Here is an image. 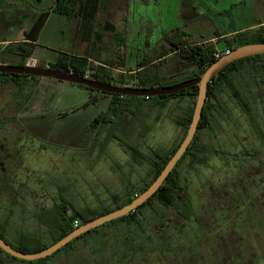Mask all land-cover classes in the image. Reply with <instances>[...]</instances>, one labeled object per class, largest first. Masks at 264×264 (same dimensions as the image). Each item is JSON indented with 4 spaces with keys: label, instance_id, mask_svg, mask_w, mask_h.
Listing matches in <instances>:
<instances>
[{
    "label": "rangeland",
    "instance_id": "374dc122",
    "mask_svg": "<svg viewBox=\"0 0 264 264\" xmlns=\"http://www.w3.org/2000/svg\"><path fill=\"white\" fill-rule=\"evenodd\" d=\"M111 12L113 29L99 26L98 31L108 36L99 39L100 51L93 47L88 52L95 66L106 54L116 59L112 75L117 80L121 73L133 75L137 64L148 57L156 61L167 48V37L181 30L188 34L187 42L213 43L220 52L227 49L222 35L230 39L236 30L254 32L264 25V0H129L126 9ZM75 28V21L51 15L35 43L34 57L43 64L53 62L59 52L85 54L88 42L76 35ZM17 33L18 29L3 37L12 41L8 47L17 44ZM5 45L0 43V50ZM114 47L118 49L113 53ZM1 53V61L18 62ZM179 59L173 53L162 56L161 71L181 72L179 78L188 74L184 69L189 72L193 67L185 68ZM247 70L236 75V82L248 96L264 138V85L254 84ZM87 74L94 75V68L88 67ZM92 93L83 85L43 76L27 78L20 88L0 84V221L8 220L9 240L19 232L38 233L35 210L58 201L57 187L77 208L101 203L113 208L117 203L111 194L123 201L125 191L141 188L148 165L134 162L119 145L120 139L150 156L155 148L173 146L183 134L173 119L187 110V97L168 99L159 107L145 96L114 98L99 93L92 102ZM212 101L217 109L210 128L200 129L194 142L199 161L186 157L177 168L192 207L188 221L173 219V226L161 231V242L146 244L141 256L137 252L128 258L127 250L119 249L115 233L104 231L105 239L98 234L101 240L93 241V246L79 241L45 264H83L88 256L94 261L108 259V264H264V182L260 180L264 170H259L264 168V139L252 131L225 85L219 86ZM128 104L129 112L114 115V109ZM130 113L136 116L131 125L126 122ZM94 117L99 120L97 127L86 132ZM143 213L148 217L162 211L147 207ZM123 230L118 234L123 235ZM166 245L177 249V254L163 249L166 254L162 255L158 246ZM9 264L25 263L13 260Z\"/></svg>",
    "mask_w": 264,
    "mask_h": 264
},
{
    "label": "trees",
    "instance_id": "16d2710c",
    "mask_svg": "<svg viewBox=\"0 0 264 264\" xmlns=\"http://www.w3.org/2000/svg\"><path fill=\"white\" fill-rule=\"evenodd\" d=\"M39 28L40 25L38 24L32 26V40L36 38ZM232 33L233 36L230 39H226V36L224 35L220 37V39L224 41V44L226 45L227 49H232L236 46L243 45L246 43H264V25L259 26V28H257L254 32L243 29L240 31L236 30ZM176 35H180L181 37H175ZM187 35L188 34L185 33L184 30H181L174 36H168L167 48L165 49V52L161 54V56L155 58L156 61H151V57H148L144 61V63L137 64V70L135 71L136 73L134 72L133 75L131 74L128 76H125L121 73L122 75L120 74L118 80L113 77L111 69L114 68V63L118 61H116V59H107V61H102L103 65L95 66L90 63L91 60L88 52L89 50H87V52L82 55L65 53L61 54L57 57L56 62L50 65V67L75 73L80 76L93 78L105 83H111L112 81L116 80V82L121 86H137L145 88L171 85L186 79L196 77L211 62L216 60L220 55L224 53V50L220 51L219 56L215 57L214 53L217 50L215 47L216 45L214 46L213 43L205 44L204 42L194 43V40L189 43L187 42L188 40L184 39ZM214 36H216L217 38L219 34H216ZM33 47L34 45L32 43L18 42L15 46L8 47V49H12L13 52H17L18 54H20L22 56V60L24 61L27 56L32 53ZM170 53H173L174 56H177L178 59L180 58L179 62L185 68L193 67V69L189 70V72L184 69L183 72H186L188 74L181 75V78L178 77V74H180L181 72H162L161 65L165 61L163 63H160V58L164 55L167 56ZM121 63L124 65L123 60H121ZM104 64L109 65V67L104 66ZM148 66H152V72H149L147 70L142 71V69L148 68ZM88 67L94 68V75L88 76ZM246 69H248L246 72H249L248 74L254 77V84L263 86L264 53L238 59L227 65L222 70L218 71L217 74L211 78V80L207 83L206 100L203 105L202 114L190 144L178 160L175 167L171 170V172L167 175L166 179L160 185V187L144 203H142L135 210L127 213L126 215L118 217L112 221L106 222L96 228H93L79 235L53 254L41 259L31 261L20 260L14 258L13 256H10L9 254L5 253L3 250L0 249V264H9V262L13 260L25 264H45L50 257L54 256L55 254L61 252L64 249L73 248V245L79 241H83L84 244H90L91 246H93V241H96L99 238L101 240V237L105 239L104 236L106 235V232L104 231H113L115 233V241L117 242L119 249L127 250V257L129 256L130 258H133L138 253L141 256V252H143L145 248L144 246L148 243L159 244L161 242L159 239L161 231L163 230V228H166V226H173V219L176 218L188 221L192 217V207L188 202L185 188L179 181V173L177 168L179 166V163L186 157L189 158L190 162L199 161L195 154L194 142L197 138L200 129L210 128L213 110L217 109L215 108V102H213L212 100L216 99V93L220 85H225L229 89L232 97L235 99L238 106L246 114L251 125L252 131L261 139H264L262 134V128L259 122L256 120L255 115L253 114L248 96L245 94L244 89L241 87V85L237 84L236 82V75L242 73V71ZM173 76H177L178 78H172ZM29 77L33 76H28L26 74L0 72L1 83L12 82L18 88H20L25 82V80ZM87 89L92 90L90 88ZM94 91L96 92V90ZM114 95L115 97H135L133 95ZM196 96L197 86H190L171 95L168 94L148 97V99L153 98L154 103L158 104L161 107L165 105L169 98L174 97L179 100L184 97V99H186V97L188 98L189 103L185 113H181L177 115L175 119H173L175 121V124L182 128L183 134L176 144L166 150L155 148L152 150L150 156L139 151L135 146H133L126 140L120 139L119 145L131 156L134 162H136L137 164L147 163L148 165L147 178L146 180H144V183L142 184L141 188L137 189L136 191H125L124 194L126 195V197L123 201L119 200L117 195L111 194L114 201L117 203L116 206H114L113 208H108L107 206L103 205L104 203H101L94 208L88 207V205L77 208L74 207L72 203H70V200L65 194V192L62 191L60 187H57L59 188L57 190L59 196L58 201L54 202L49 207H43L40 210H35L39 222V227L37 228L39 229L38 233L19 232L18 235L13 238V240H9L6 237V227L8 224V220L5 219L3 221H0V236L8 244H10L13 248L17 250L26 253H35L56 242L81 223L89 221L99 215L106 214L116 208L128 204L140 191L145 189L156 178V176L160 173L161 169L165 165L166 161L178 148L179 143L182 141L188 128L189 122L191 120ZM207 96H209V101H207ZM95 98L96 95H91L89 97V100L94 102L93 100H95ZM156 100L160 101L156 102ZM120 110L123 112H129V104L123 109H114V115L119 114ZM135 119L136 116H133L131 114L127 122H129V125H131ZM117 122L118 121L115 120V123L113 125L114 128L118 124ZM129 128L130 126L125 129V131L127 132ZM1 164L3 163L0 162V165ZM65 206H68V211L65 209ZM147 207L148 209L154 212L162 211V213H154L156 214V216L149 213V216L147 217L145 213H143V209ZM168 210H171L172 213H168ZM74 222H76V225H74ZM122 229H124L123 231H125V233L123 235H119L118 233L119 231L121 232ZM98 234L101 237H99ZM137 239H139V241ZM135 245L136 248L134 247ZM158 247L162 255L166 254V252H164L165 249H167V252H169L170 250V252H175L172 253V255H176L178 251L177 249L171 248L168 245H166L165 247ZM118 259L120 260L121 257ZM83 261V264L86 262H89L90 264L109 263L108 259L94 261L90 259V256L85 257Z\"/></svg>",
    "mask_w": 264,
    "mask_h": 264
},
{
    "label": "water",
    "instance_id": "95a60500",
    "mask_svg": "<svg viewBox=\"0 0 264 264\" xmlns=\"http://www.w3.org/2000/svg\"><path fill=\"white\" fill-rule=\"evenodd\" d=\"M262 53H264V43H246L243 45H239L232 49H229L228 52H224L216 60L211 62L196 77L186 79L172 85L145 88L120 86L110 83H104L99 80H95L86 76H80L75 73H71L61 69L36 66L31 65V63L26 65H8L0 63L1 73L43 76L60 81L83 85L87 88L94 89L97 91L108 92L113 94L116 93L119 95H141L145 97L168 95L178 92L182 89L188 88L190 86H197V96L195 99L191 120L189 122L188 128L182 141L179 143L178 148L166 161L165 165L161 169L160 173L156 176V178L145 189L140 191L128 204L116 208L106 214L99 215L89 221L81 223L72 231L67 233L65 236L38 252L26 253L17 250L13 248L10 244H8L1 236L0 249L3 250L5 253L9 254L10 256H13L14 258L20 260L31 261L41 259L53 254L79 235L135 210L139 205L144 203L155 193V191L166 179L167 175L175 167L180 157L186 151L197 129L198 122L202 114L203 105L206 99L207 83L211 80V78L216 75L218 71L222 70L227 65L238 59Z\"/></svg>",
    "mask_w": 264,
    "mask_h": 264
},
{
    "label": "flooded vegetation",
    "instance_id": "af4514ba",
    "mask_svg": "<svg viewBox=\"0 0 264 264\" xmlns=\"http://www.w3.org/2000/svg\"><path fill=\"white\" fill-rule=\"evenodd\" d=\"M128 1L129 0H0V43L6 42L4 49L0 50V53L2 52L1 54L3 53L6 54L4 56H7V55L11 56L14 58V60L18 61L15 64H10V63L3 62L0 60V63L8 64V65H26V64L31 63V65L43 66V67H50V65L54 64L56 62L57 57L61 54H64V52H59L58 54H56V56L53 57V62H50V63L45 62L43 64L39 63V59L35 58L33 55L35 43L51 15L65 16L69 18L70 20L75 21L76 35H80L83 39H85L88 42V50L89 49L92 50V48L95 47L96 49H98V51H100L101 48L99 47V43L101 40L99 39L100 38L104 39L108 35L100 33V31H98L97 28L103 25L106 29L108 28L109 30H112L113 29L112 19H113L114 12L112 14L111 10L113 9L117 11V10L126 9L128 7ZM143 1L145 2V0ZM193 13H194V8L190 7L188 14L192 15ZM25 22L27 23L26 24L27 27L23 26ZM37 24L40 25V28H39L36 38L32 40V37H33L32 26L37 25ZM16 29H18V33L14 40L16 42L14 43L28 42L34 45L32 53L29 56H27V58L24 61L22 60V56L20 54H18L17 52H13L12 49H8L7 44H11L12 41H10V39L8 38H3L5 34L6 35L9 34L8 36L12 35V33ZM2 31H5V32H2ZM115 43L117 46L120 45L119 43L116 42V40H115ZM106 47L108 48V41L105 44V48ZM116 49L118 48L117 47L113 48L112 50L113 53H114V50ZM104 52L105 54L107 53L106 51ZM71 54H74V53H71ZM123 54H124L123 55L124 57H122L124 59L123 63H125V60H126L125 52H123ZM4 56L2 58H5ZM118 56L119 55H117V58ZM107 59H110V58H108L106 54V56L101 60L107 61ZM102 61L101 62L98 61V63L96 64L103 65ZM104 66L109 67V65H106V64H104ZM111 69L113 71L115 70V68H111ZM28 76H33V75H28ZM5 83L14 85L12 82H3V83L0 82V84H5ZM110 84L120 85L114 81H112ZM129 87H137V86H129ZM91 91H93V93L91 94L92 96L97 95L99 93H103L102 91H97V90L95 92L94 89H92ZM105 93L111 94L112 97L114 98L119 97V96L115 97L114 94L116 93L113 94V93L104 92V94ZM122 96H128V95H122ZM133 96H141V95H133ZM184 98L180 100H184ZM157 101H160V100H156V102ZM11 117H15V116H11ZM103 122H105V120H103ZM98 123H99V120L94 117L89 122L88 126L84 130H86V132H88V130H93L95 127H97ZM106 131L108 133V129ZM259 170L263 171L264 168L263 169L259 168ZM260 180L262 181L261 183L264 182V178H261ZM35 214H36V219L38 221L37 213ZM37 227H39V222H38Z\"/></svg>",
    "mask_w": 264,
    "mask_h": 264
},
{
    "label": "built area",
    "instance_id": "2783aa9c",
    "mask_svg": "<svg viewBox=\"0 0 264 264\" xmlns=\"http://www.w3.org/2000/svg\"><path fill=\"white\" fill-rule=\"evenodd\" d=\"M228 50H229V49H225L224 52H228ZM219 54H220V52H219V51H216V52L214 53V56H215V57H218ZM74 225H76V222H74Z\"/></svg>",
    "mask_w": 264,
    "mask_h": 264
}]
</instances>
